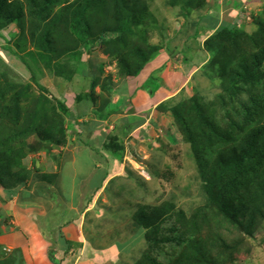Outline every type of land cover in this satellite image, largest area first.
Listing matches in <instances>:
<instances>
[{"label": "rangeland", "instance_id": "rangeland-1", "mask_svg": "<svg viewBox=\"0 0 264 264\" xmlns=\"http://www.w3.org/2000/svg\"><path fill=\"white\" fill-rule=\"evenodd\" d=\"M143 1L147 3L153 15L152 24L149 22L152 27H147L149 24L145 23L147 43L161 45L162 48L149 63L145 74L153 73V67L164 69L155 74L161 88L151 99L143 102L149 106L144 107L146 110L138 105L135 106L137 114H130L131 103L125 111L122 109L111 114L102 122V128L95 129L92 127L96 124L89 123H93L96 116L85 104L89 114L85 112L87 116L76 122L68 118L65 124L66 127L70 124L67 130L68 142L65 146L53 147L50 153L31 150V146L37 145V141L32 134H27L26 130L30 129L31 132V125L35 124L33 118L22 121L20 119L16 130L10 131V128H7L8 130H3V134H0V159L6 161L2 169L4 171L9 168L11 173L7 179L12 181L11 186H6L8 182L0 178V234L7 235L10 231L23 229L34 246L37 245L38 249L46 251L47 255L42 257L54 261V264L147 262L149 259L145 256L150 255L146 252V241H138L137 237H133V223L137 218L138 206L145 203L161 205L170 200L190 213L204 203L195 162L196 153L188 142L183 141L182 130L179 131L175 125L171 112L161 113L158 109L155 110L154 106L167 103L175 96L181 101L189 102L194 99L198 105L204 100L214 101L215 95L220 92L218 89L221 83L212 81L206 74L209 56L206 54L205 41L213 31L228 24L245 31L247 38L252 36L257 31V19L259 16L264 17V0ZM104 2L107 1L102 0V3ZM142 25L144 26V23ZM202 27L209 31L205 32ZM8 31L10 30L6 33ZM140 31L142 32L141 29ZM6 36L9 37L8 34ZM5 45V39L0 38V104L8 105L20 92L21 88H7L8 79L12 77L20 84L31 85L21 100V105L28 110L37 109L34 100L41 97V92L30 80V73L18 59L3 50ZM172 45L178 48L177 52L173 53V59L165 53L168 47L173 48ZM182 47L193 54L190 62H184ZM104 48V45L94 43L91 53H84L71 60L62 58L57 63L50 61L51 65L49 63L48 66V58L39 56L31 45L19 54L34 69L39 85L49 89L61 101H65L72 112L82 113L83 105H79V101L75 99L90 92L92 88L91 72L86 75L83 68H91L94 75L99 76L102 81L113 77V87L119 89L118 93L120 90L124 91L128 98L138 94L142 86L136 80L124 82V76L119 74V66L116 62H109L110 59L103 53ZM56 64H60L61 69H66L65 76L74 77L72 82L68 83L64 79L65 76L63 78L54 74L52 69H56ZM137 79L142 84L147 80L143 74ZM96 90L99 91L100 86H97ZM259 91L264 92L261 88H256L253 94ZM261 92L257 96L261 95ZM139 93L149 97L145 90ZM258 100H262V97ZM216 105L218 106V103ZM147 110L151 115L148 119L143 114ZM189 110L191 116L196 119L194 126H198L202 131V114L198 115L194 109ZM22 115L25 116L26 112ZM26 117L27 115L24 118ZM92 130L93 133L89 135ZM123 132L125 156L119 165L112 157H108V148L105 146L110 141V136L117 134L123 137ZM10 153H19L23 161L12 160L10 163L14 155L11 157ZM59 160L64 161L62 178H58V182L52 183L53 185L50 180L43 181L41 177L45 175L55 172L60 174L56 163ZM106 168L108 178L99 192H96L95 188L100 183L98 175H102ZM118 176L123 180L108 191V180ZM90 183L95 186H89ZM122 184L127 186V190L121 193L119 185ZM117 193L122 194L119 201L108 199L118 196ZM138 201H141L142 205ZM257 205L259 211L254 214L257 219L251 216L243 217V222L251 220L250 224L254 226L251 229L252 235L244 233L241 227H234L232 239L243 242V251L236 255V264H264V200L263 204L259 200ZM88 207L93 209L91 213L85 211ZM37 235L40 241L45 243L40 244ZM60 235L72 239L68 241V246H65L68 248L64 253L57 251L63 249L58 248L59 245L55 242ZM24 241L25 237L23 243ZM75 242L81 243L82 246H74L72 243ZM193 256L199 260L203 258L201 253H194ZM31 260L33 259L29 250L24 251L21 247H16L15 251L7 252L6 247L0 248V264H32Z\"/></svg>", "mask_w": 264, "mask_h": 264}, {"label": "trees", "instance_id": "trees-1", "mask_svg": "<svg viewBox=\"0 0 264 264\" xmlns=\"http://www.w3.org/2000/svg\"><path fill=\"white\" fill-rule=\"evenodd\" d=\"M106 1L0 0V38L6 42L3 50L18 59L41 92V97L34 100L37 109L28 110L21 105V100L31 85L20 84L12 77L8 79L7 88L21 89L8 105L0 104V134L9 128L10 131L16 130L20 119L33 118L35 124L31 125V132L30 129L26 130L37 141L31 150L50 153L53 147L65 146L68 142L67 130L70 124L68 127L65 125L68 118L76 122L84 117L77 111L72 112L65 101L39 85L34 69L19 54L29 45L35 47L39 56L48 58V66L50 61L57 63L62 58L71 60L84 53H91L94 43L102 44L105 46L104 55L110 59V63H117L124 82L138 81L142 85L138 93L145 90L149 94L148 99L160 91L161 83L155 74L163 71V67H153V73L145 74L149 63L162 49L161 45H149L146 40L145 23L152 24V11L143 0ZM150 24L147 27H152ZM202 28L205 32L209 31ZM7 30H10L9 33H6ZM183 48V60L185 63L190 62L193 54ZM177 49L168 47L165 53L172 58ZM205 49L209 56L206 74L212 81L221 83L218 89L220 92L215 95L216 101L204 100L198 105L194 99L181 101L175 96L166 104L154 107L161 113L171 112L175 125L179 131L182 130L183 141L188 142L196 153L195 162L205 200L190 213L170 200L161 205L144 202L143 206H138L133 237H137L138 241H146V252L150 255L145 256L149 260L142 264H236V255L243 251V242L232 239L234 227H241L244 233L252 235L251 229L254 226H251L250 219L243 222V217L257 219L254 215L255 211H259L257 202L260 200L263 204L264 92L253 94V91L256 88L264 91V17L259 16L257 31L249 38L245 31L231 24L213 31L205 41ZM60 66L56 64V69L52 71L63 77L66 69ZM83 69L86 75L91 72L92 88L90 92L79 95L75 101H79V105L86 104L88 108H93L92 114L96 116L93 124L96 125L92 128H102V122L111 114L122 109L125 111L131 103L130 114L137 111L135 106L142 104L140 100L133 102L134 96L128 98L122 90L118 93L119 89L113 87V77L102 81L91 68ZM142 74L147 78L145 84L137 79ZM72 78L65 76L64 79L70 83ZM97 86H100L98 92ZM260 92L262 94L257 96ZM261 97L262 100H258ZM189 109H194L198 115L202 114V131L194 126L196 119L191 116ZM25 112L26 118V115H22ZM147 112L145 114L151 118ZM250 130L253 132L249 133ZM92 133L93 130L89 135ZM109 138L105 146L108 148V157L121 165L125 156V133L123 137L113 134ZM10 154L11 157L14 154L10 163L12 160L23 161L19 153ZM5 162L0 159V178L7 181L6 186H9L12 181L7 176L11 171L9 168L3 171ZM56 163L60 174L55 172L45 175L46 178L41 177L43 181L50 180L51 185L63 176L64 161ZM107 173L106 168L102 175H98V189L106 182ZM122 180L119 176L111 178L107 190L114 189L116 183ZM126 188L125 184L119 185L121 193ZM121 195L108 199L119 201ZM138 203L142 205L141 201ZM85 211L91 213L93 210L88 207ZM72 244L82 246L77 242ZM194 253H201L202 260L195 258Z\"/></svg>", "mask_w": 264, "mask_h": 264}, {"label": "crops", "instance_id": "crops-1", "mask_svg": "<svg viewBox=\"0 0 264 264\" xmlns=\"http://www.w3.org/2000/svg\"><path fill=\"white\" fill-rule=\"evenodd\" d=\"M97 91V90H96ZM98 92V91H97ZM138 100H140V102H142V104L141 105H139V106H141V108H144V107H149L147 104L145 105L144 103H145V101H147L148 100V98L147 97H145V96H143V95H141L140 93H138L137 95H135L134 96V98H133V102H135V103H137L138 102ZM144 102V103H143ZM143 105V106H142ZM156 106V105H155ZM154 106V107H155ZM85 105L83 106V108H82V111H84V112H82V113H80V114H82V115H84V117H86L87 116V114H89L88 112H86V109H85ZM90 108L93 110V108L90 106ZM145 110H146V108H144ZM148 111V110H147ZM87 114H86V113ZM135 114H137V113H135ZM144 115H146L145 113H143ZM147 116V115H146ZM83 117V118H84ZM148 118H150V117H147V119ZM80 122V121H79ZM82 123V122H81ZM89 124H93V123H89ZM89 186H95V185H92L91 183L89 184ZM18 230V229H17ZM11 233H9V234H5L4 235V233L3 234H0V248H5L6 247V249H10V251L11 250H14L15 251V249H16V247H21L24 251H26V250H29V252H30V254H31V256H32V259L33 260H31L30 262H32V264H54V261H50V260H45L44 259V257H42V256H46L47 254L45 253L46 251H44V250H42V249H38L37 247V245L36 246H34L35 244L34 243H32L31 241H29L28 240V236L26 235V233L23 231V229H22V231H21V229L20 230H18V231H10ZM38 237H37V241H39V243L41 244H43V243H45V241H40V239H39V235H37ZM23 237H25V241H24V243H23ZM28 240V241H27ZM68 241H72V239H69L68 237H66V238H63V237H60V238H58L57 240H56V242H57V244L56 245H59L58 246V248L59 247H62L63 249H61V250H57V251H61V252H63L64 253V250H66L68 247H65V246H68L67 244H66V242H68ZM12 243H15L14 244V246L12 247L11 246V244ZM51 247V246H50ZM49 247V248H50ZM26 248V249H25ZM48 248V249H49ZM58 248H56V249H58ZM56 249H55V252H57L56 251ZM50 251H51V248L49 249ZM58 252H57V257H58ZM59 258V257H58ZM67 264H70V262H67Z\"/></svg>", "mask_w": 264, "mask_h": 264}, {"label": "clouds", "instance_id": "clouds-1", "mask_svg": "<svg viewBox=\"0 0 264 264\" xmlns=\"http://www.w3.org/2000/svg\"><path fill=\"white\" fill-rule=\"evenodd\" d=\"M103 185H104V184H102V186H101L99 189H98V187H96V188H95V189H96L95 191H96V192H99V190L103 187ZM94 194H95V193H94ZM92 210H93V209H92ZM60 237H63V236L60 235ZM60 237H59V238H60ZM56 240H57V239H56ZM56 240H55V242H56ZM7 252H10V249H7Z\"/></svg>", "mask_w": 264, "mask_h": 264}]
</instances>
